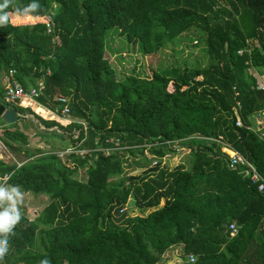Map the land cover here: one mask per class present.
I'll use <instances>...</instances> for the list:
<instances>
[{
  "label": "trees",
  "instance_id": "obj_1",
  "mask_svg": "<svg viewBox=\"0 0 264 264\" xmlns=\"http://www.w3.org/2000/svg\"><path fill=\"white\" fill-rule=\"evenodd\" d=\"M29 2L13 0L8 10ZM39 3L38 20L0 27V100L3 75L15 69L24 89L42 78L36 100L43 106L60 113L56 95L68 96L71 121L40 118L45 129L56 126L48 151L30 149L18 122L0 134L8 150L25 157L20 165L0 158V176L47 201L33 218L23 212L4 264H39L45 257L51 264H159L172 247L187 264H264V192L202 137L223 135L264 175V140L248 128L251 115L264 109V90L250 72L264 69V0ZM49 12L51 32L41 19ZM193 29L205 64L144 62L143 69L121 66L118 78L105 56L113 52L130 64V52L159 55ZM117 35L122 45L113 48ZM195 133L201 138L180 140L190 148L189 168L163 163L172 149L162 143ZM115 137L125 147L108 155L97 149L61 158L55 151L105 146ZM150 143L155 166L144 154ZM81 170L84 179L77 178Z\"/></svg>",
  "mask_w": 264,
  "mask_h": 264
},
{
  "label": "rangeland",
  "instance_id": "obj_2",
  "mask_svg": "<svg viewBox=\"0 0 264 264\" xmlns=\"http://www.w3.org/2000/svg\"><path fill=\"white\" fill-rule=\"evenodd\" d=\"M36 20H38V18L29 20V19H20V18L13 17L11 23L12 24H25L27 22H32ZM195 33H196V30H194L193 32L192 31L184 32L183 35L179 36V40L177 42L171 43L168 47L162 50L159 55H156V56L155 55L146 56L143 58L141 57V55L135 52H130V54L133 56V61H131L130 64L125 63L124 65H122L118 61L117 55H114L113 52L108 53L106 51L105 56L110 61V64L114 67L118 78H121L124 75L121 73V66H124L126 71L128 70V68L132 67L133 65H136L138 69H143L142 65L144 62L145 63L149 62L150 64H152L153 67H156L159 64L162 65V67L175 65L177 63L182 64L183 66H193L198 62L205 64L207 55H205V51H204L205 48L202 45L201 41L194 43L193 41L189 39L185 40L187 35L188 37L195 36L194 39H196L197 33L196 34ZM112 38H113L112 42L109 43L110 46L113 48H119L122 45L121 39H120L121 37L117 35V36H113ZM126 52H127V49L123 48L122 54H125ZM44 111L46 110H44L43 107L40 108V111L37 114L34 113V111L32 110V112L36 114V117H33V115H31V112L25 111L23 113L25 118H21L18 121L20 130L23 131L28 137L27 146L33 150L36 148H40L44 151L50 150L51 143L48 140L50 139L51 130L56 129V126H52L48 129H45L44 126L39 123L40 117L43 119L50 118L49 114H46V112ZM254 117L255 119H257L256 115ZM54 118L60 121L59 118L57 117H54ZM65 122L66 121L62 120V123H65ZM9 126H10L9 124H4L0 120V129L7 128ZM0 134L2 135V131H0ZM54 144L58 145L60 144V141L55 140ZM58 149L59 148L55 149V151H57V154L59 156L60 152L63 151V149L61 150H58ZM188 152L189 150L187 151L185 149L176 151L175 154L168 155L167 157L162 159V161L163 163H168L172 166H176L179 163H184L185 166L188 168L189 164H188L187 158L188 159L190 158V154L188 155ZM144 154L147 156L146 158H153L152 156L153 153L151 152H148V153L145 152ZM0 157L9 163H13L15 159L22 160L25 158L23 154L17 155V154L12 153L10 150H8L7 147L3 145V143H2V150H1ZM154 157H155V154H154ZM142 170L143 168H137V172L135 173H141ZM77 178L79 179L86 178V175H84L83 170H81V172L78 171ZM46 202L47 201L44 195L35 196L30 192H26L24 204L22 206V213L24 212V214H26L29 218H33L36 215V212L39 211L46 204ZM161 258H164L161 264H169V262L172 259V252H170L169 256H167L166 258L163 256ZM65 259H66V256L62 254L61 260H65ZM172 264H179V263L173 262Z\"/></svg>",
  "mask_w": 264,
  "mask_h": 264
},
{
  "label": "built area",
  "instance_id": "obj_3",
  "mask_svg": "<svg viewBox=\"0 0 264 264\" xmlns=\"http://www.w3.org/2000/svg\"><path fill=\"white\" fill-rule=\"evenodd\" d=\"M52 18H53L52 12L46 13L45 16L42 17L43 21L45 22L47 26L48 32H51V30H53L54 22ZM193 42L197 43L198 40L194 39ZM238 52L241 53V50H239ZM15 73H16L15 69H10L5 75H3L2 85L4 89V94L2 96L1 102L4 104L5 108H10L15 111V107L20 106L24 108H30L34 111V113L37 114L39 113L40 108L43 107L44 110H46L44 112H46V114H49L50 118L53 119L54 117H57L60 120L66 121L65 123H62L60 121L61 124H67L68 122L71 121V119H69V99L70 98L68 96L63 95V94L56 95V100L60 104L63 105L62 109L60 110V113H57L43 106L36 100V97L39 95L40 88L42 87V84H43L42 78H40L37 81V86L30 85L27 89H24L23 86L18 81V79L16 78ZM259 87L264 90L263 84L259 83ZM34 113L33 114L31 113L33 117H34ZM235 113H237L236 110H235ZM16 114L18 116H24V114H21L18 112H16ZM260 115H262V118L260 121L261 123H259L260 125H258L256 128L255 127L253 128L251 126H248V128L252 130L254 133H256L260 139L264 140V110L262 113H260ZM236 124L239 126H241L242 124L239 117H237ZM205 138L216 142L220 146L221 151L225 153L228 158V166L230 168H239L238 169L239 172L249 178L251 185L256 186L258 191L264 192V175L257 169V167L251 161L246 159L245 156L241 152H239L237 149L233 148L230 144H228L221 135L217 137H205ZM2 143L3 142L0 139V154L2 150ZM81 143L82 142L80 141L79 144ZM105 143L107 145L96 147V148H89V147L77 148L74 146H68L66 149H64L65 151L63 150L60 152L59 156L61 158H64L67 154H70V153H77L80 156H84L86 154H90L91 151H95L97 149L104 150L105 154L108 155L114 150H121L122 148L125 147V146H120V140L117 137L108 138L105 140ZM162 144H166L168 148H172L174 151H180L184 149V146L179 143V140H167ZM150 145L152 144L151 143L144 144L145 146L144 153L149 152ZM168 155L169 154H165L162 158L164 159ZM152 156L154 157V154H152ZM155 157L152 158L150 166H155L158 163V160ZM1 159L3 160V158ZM18 165H20V163H18ZM8 178H9L8 174H4L3 176H0V180L7 181ZM228 229L230 230L231 236L236 235L238 232V226L236 222L232 221L231 223H229ZM189 261L190 262L194 261L193 255L189 256Z\"/></svg>",
  "mask_w": 264,
  "mask_h": 264
},
{
  "label": "clouds",
  "instance_id": "obj_4",
  "mask_svg": "<svg viewBox=\"0 0 264 264\" xmlns=\"http://www.w3.org/2000/svg\"><path fill=\"white\" fill-rule=\"evenodd\" d=\"M12 5L13 0H3V3H0V27L9 25L13 17L29 20L37 19L42 10L39 0H30L28 4L15 6L9 11L8 9ZM53 120L55 119L53 118ZM2 130L0 129V131ZM196 136L200 135L196 134ZM74 154L78 155L77 153ZM25 196L26 192L21 185H13L7 183L6 180H0V264H4L5 257L12 251L11 238L16 235L15 229L23 219L22 206ZM39 264H51V261L45 257L39 261Z\"/></svg>",
  "mask_w": 264,
  "mask_h": 264
},
{
  "label": "crops",
  "instance_id": "obj_5",
  "mask_svg": "<svg viewBox=\"0 0 264 264\" xmlns=\"http://www.w3.org/2000/svg\"><path fill=\"white\" fill-rule=\"evenodd\" d=\"M251 72H252V74H253V76L256 78V80H257V83H258V87H259V83L260 84H263L264 85V69L263 68H254V69H251L250 70ZM260 88V87H259ZM235 110L236 109H234V112H235ZM264 110V109H263ZM263 110H260V111H258V112H256V113H254L253 115H251L252 117H251V120H252V124L250 125L251 127H257L258 125H260L259 123H261L260 121H261V118H262V115H260V113H262L263 112ZM237 112V111H236ZM236 114V120H237V117H239L238 116V114L237 113H235ZM256 115V118L257 119H255V116ZM240 118V117H239ZM52 118H50L49 120H51ZM56 122H59V120L57 121V120H55ZM61 122H62V120H60ZM196 134H198V133H195V134H193L192 136H190V137H185V138H181V139H172V140H179V143H180V140H188V139H190L191 137H195V138H201V136H196ZM222 137H223V135H221ZM203 138H205L204 136H202ZM224 138V137H223ZM224 140L228 143V144H230L225 138H224ZM181 144V143H180ZM182 145V144H181ZM231 145V144H230ZM68 146V145H67ZM184 146V145H183ZM232 146V145H231ZM233 147V146H232ZM234 148V147H233ZM170 149H172V148H170ZM184 149L185 150H189V152H188V155L190 154V148L189 147H186V146H184ZM184 149H182V150H184ZM174 150L172 149L171 150V152H168V153H166V154H169V155H171V154H175L176 153V151H174ZM240 152V151H239ZM12 153H14V152H12ZM14 154H16V153H14ZM18 155V154H17ZM189 157V156H188ZM187 161H188V164H189V167H190V158L188 159L187 158ZM14 162H16V163H20V160H16L15 159V161ZM182 164H184V163H182ZM185 165V164H184ZM172 167H174V166H172V165H170V168H172ZM186 167V166H185ZM188 167V168H189ZM187 168V167H186ZM263 228H264V225H263ZM178 248H174V247H172L171 248V250L169 251V252H167V253H165L164 255H162L163 257H167V256H169V253L170 252H172V259H171V261L169 262V264H172L173 262H176V263H179V264H182V262H186L184 259H182V262L181 261H179L178 260V258L176 257L177 255H178ZM161 256V257H162ZM164 258H161V260H160V262H159V264H161L162 263V260H163Z\"/></svg>",
  "mask_w": 264,
  "mask_h": 264
},
{
  "label": "water",
  "instance_id": "obj_6",
  "mask_svg": "<svg viewBox=\"0 0 264 264\" xmlns=\"http://www.w3.org/2000/svg\"><path fill=\"white\" fill-rule=\"evenodd\" d=\"M0 120L4 124H13L19 120V116L10 108H5L4 104L0 102ZM182 262V258L176 256ZM182 264H187L182 262Z\"/></svg>",
  "mask_w": 264,
  "mask_h": 264
},
{
  "label": "bare ground",
  "instance_id": "obj_7",
  "mask_svg": "<svg viewBox=\"0 0 264 264\" xmlns=\"http://www.w3.org/2000/svg\"><path fill=\"white\" fill-rule=\"evenodd\" d=\"M40 111V110H39ZM5 162H7L6 160H4ZM7 163H9V162H7ZM14 163V162H13Z\"/></svg>",
  "mask_w": 264,
  "mask_h": 264
}]
</instances>
